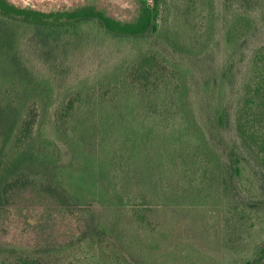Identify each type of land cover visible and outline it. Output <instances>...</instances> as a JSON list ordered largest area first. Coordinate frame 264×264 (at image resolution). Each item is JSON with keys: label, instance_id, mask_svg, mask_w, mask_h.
I'll return each instance as SVG.
<instances>
[{"label": "rangeland", "instance_id": "obj_1", "mask_svg": "<svg viewBox=\"0 0 264 264\" xmlns=\"http://www.w3.org/2000/svg\"><path fill=\"white\" fill-rule=\"evenodd\" d=\"M8 1L45 12L94 6L129 23L138 22L143 6ZM159 23L153 41L108 34L50 40L0 18V173L11 169L9 202L0 206V258L241 264L263 243L261 162L250 153L247 182L224 188L216 160L238 137L234 112L248 88L256 109L264 97L253 92L260 71L251 66L264 47V0H161ZM148 54L164 68L145 84L132 83L129 71ZM221 103L228 110L222 134L210 121ZM30 106L37 117L26 147L15 137ZM189 120L208 144L198 146L202 138L191 134ZM101 225L109 231L99 234Z\"/></svg>", "mask_w": 264, "mask_h": 264}, {"label": "trees", "instance_id": "obj_2", "mask_svg": "<svg viewBox=\"0 0 264 264\" xmlns=\"http://www.w3.org/2000/svg\"><path fill=\"white\" fill-rule=\"evenodd\" d=\"M142 15L137 23L122 22L119 19L109 16L104 11L96 9L94 6H82L73 11L61 10L45 12L29 7L17 6L8 0H0V18L2 20L10 19L18 23L28 24L35 32L43 35V38L50 40H57L67 36H73L78 39H84L85 36L89 39L92 37H102L105 34L126 38H138L139 36H146L152 41L155 40L157 32L160 29L159 17L161 0H142ZM12 23V22H9ZM1 32H5L3 29ZM2 42V41H1ZM2 43H0L1 45ZM158 57L154 54H148L140 57L128 73V79L137 85L145 84L155 74L154 69L160 66ZM232 58L224 61L221 67L220 79L224 82L229 79L228 75L231 73L233 66ZM258 66L260 73L256 76L254 93H261L264 95V47L254 53L251 66ZM250 87V85H248ZM246 94L240 100L239 106L235 109L233 128L236 130L238 137L227 145L224 152V158L219 157L216 160V165L219 169L217 178H220L223 187L228 185L227 182L236 185H244L248 178V155L255 154L257 159L262 164L261 173L264 175V97L256 109L251 93ZM248 96V97H247ZM74 104H69L66 109H72ZM6 109L2 112V116ZM210 112V111H209ZM253 116L256 122H253ZM37 112L34 106L27 109L26 115L21 120L18 132L16 133L15 142L20 144L25 142V146L30 142L32 130L36 122ZM210 121L213 126L222 134L228 119V110L221 103L211 109ZM3 120H0L2 123ZM4 125V123H3ZM188 126L196 135V138L201 136L199 147L208 144L204 131L197 127L196 123L189 120ZM10 130L9 133L12 134ZM201 131V132H200ZM250 138H253L254 145L248 144ZM27 147V146H26ZM212 153L213 149H210ZM206 166H209L212 160H209ZM0 173V206H6L9 202V191L7 186H4L9 180V173L11 169L2 170ZM148 208V207H147ZM147 208L146 211L148 210ZM144 209V210H145ZM9 210V209H7ZM1 213V211H0ZM108 227L101 225L98 233H107ZM80 234V233H79ZM140 244V243H139ZM4 251L0 248V252ZM120 259V258H119ZM118 259V260H119ZM241 264H264V241L257 246L253 252L252 257L245 258ZM0 264H11L6 257L0 258ZM25 264V259H21L19 263Z\"/></svg>", "mask_w": 264, "mask_h": 264}]
</instances>
